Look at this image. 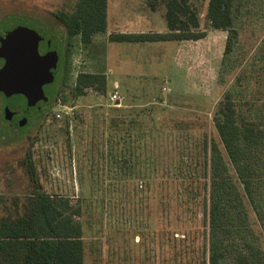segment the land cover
<instances>
[{
  "label": "rangeland",
  "instance_id": "obj_1",
  "mask_svg": "<svg viewBox=\"0 0 264 264\" xmlns=\"http://www.w3.org/2000/svg\"><path fill=\"white\" fill-rule=\"evenodd\" d=\"M75 1L0 0V22L9 15L26 18L0 28L17 23L34 29L59 60L54 80L44 87L45 93L53 89L50 101L36 100L24 126L4 119L0 92V216L13 215L32 191V164L41 189L81 208L85 264H189L178 254L185 246L176 241L173 248L165 230L167 184L159 187V204L154 191L172 175V159L196 162L199 169L204 137L219 143L214 117L226 90L232 86L234 97L243 99L260 91L264 99V0H233L227 30L211 27L208 0H186L204 35L146 49L107 35L125 27L167 32L164 0H107L106 29L86 45L78 36L67 40L52 15L69 11ZM104 71V90L74 93L78 73ZM115 90L118 99L112 98ZM250 223L264 248L251 213Z\"/></svg>",
  "mask_w": 264,
  "mask_h": 264
},
{
  "label": "trees",
  "instance_id": "obj_2",
  "mask_svg": "<svg viewBox=\"0 0 264 264\" xmlns=\"http://www.w3.org/2000/svg\"><path fill=\"white\" fill-rule=\"evenodd\" d=\"M163 3L167 32H114L107 39L180 41L204 35L199 30L196 8L186 0ZM232 4L233 0H208L206 17L211 27L231 28ZM106 7L107 0H76L69 11L52 15L67 40L78 36L86 45L93 34L105 31ZM10 19L26 18L9 15L0 24L8 20L10 23ZM15 26L18 24L0 28V35ZM87 87L104 90L105 74L78 73L74 93L81 94ZM231 89L232 86L224 92L214 117L219 143L204 137L199 169L196 162L192 165L185 164L181 157L172 159V175L168 181L157 182L154 191L159 204V187L167 184L170 222L165 230L173 248L176 241L185 246L179 248L178 254L187 257L189 264H264L262 239L250 223L251 213L264 233V99L260 91L244 99L235 98ZM27 175L32 191L17 204L13 215L0 216V264H85L81 208L68 197L41 189L32 164ZM181 223L190 225L186 228ZM176 233L180 238H175Z\"/></svg>",
  "mask_w": 264,
  "mask_h": 264
},
{
  "label": "water",
  "instance_id": "obj_3",
  "mask_svg": "<svg viewBox=\"0 0 264 264\" xmlns=\"http://www.w3.org/2000/svg\"><path fill=\"white\" fill-rule=\"evenodd\" d=\"M3 35L0 36V92L6 98L3 117L19 127L26 123L36 100H46L42 87L53 80L57 55L47 50L49 42L34 29L18 25ZM39 42L44 46L42 54ZM11 99L20 102L11 103Z\"/></svg>",
  "mask_w": 264,
  "mask_h": 264
},
{
  "label": "crops",
  "instance_id": "obj_4",
  "mask_svg": "<svg viewBox=\"0 0 264 264\" xmlns=\"http://www.w3.org/2000/svg\"><path fill=\"white\" fill-rule=\"evenodd\" d=\"M163 25L166 26V23L163 22ZM165 29H166V27H165ZM158 30H160V32H166V30H164V29H158ZM138 31L142 32L143 30L135 29V28H132V27L128 28V29H126V27H125V28H121L120 30H118V32H124V33H134V32H138ZM155 42H163V41H139V42H126V43L134 44L135 48H144V49H146L148 47H153V46H150V45H154ZM118 43H121V42H118ZM146 70L147 69H145V68L143 70H141V71L137 70V74L146 72ZM102 73H104L107 76L106 71H104Z\"/></svg>",
  "mask_w": 264,
  "mask_h": 264
},
{
  "label": "flooded vegetation",
  "instance_id": "obj_5",
  "mask_svg": "<svg viewBox=\"0 0 264 264\" xmlns=\"http://www.w3.org/2000/svg\"><path fill=\"white\" fill-rule=\"evenodd\" d=\"M44 41L45 42H49L48 40H45L44 39ZM49 46H48V48H47V50H53L54 51V49L51 47V44H50V42H49V44H48ZM43 49H44V46H43V43H40L39 42V45H38V50H39V53L40 54H42L44 51H43ZM59 60H57V63H56V67H55V69H54V77H53V80H54V78H55V75H56V72L59 70ZM52 80V81H53ZM51 81V82H52ZM51 82L50 83H48V84H44L43 85V91H44V87L45 86H47V85H49V84H51ZM52 93H53V89H50L49 91H47L46 93L44 92V95L46 96V100H44L45 101V103H48L49 101H50V99H51V96H52ZM35 107V105H33L32 106V108H34ZM37 108V107H36ZM37 109H40V106H38V108Z\"/></svg>",
  "mask_w": 264,
  "mask_h": 264
},
{
  "label": "built area",
  "instance_id": "obj_6",
  "mask_svg": "<svg viewBox=\"0 0 264 264\" xmlns=\"http://www.w3.org/2000/svg\"><path fill=\"white\" fill-rule=\"evenodd\" d=\"M112 98L118 99V94L116 90L113 92Z\"/></svg>",
  "mask_w": 264,
  "mask_h": 264
}]
</instances>
